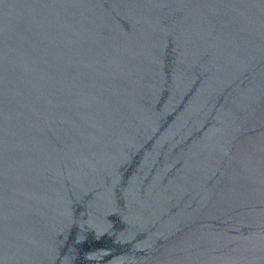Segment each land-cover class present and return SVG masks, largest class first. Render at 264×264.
<instances>
[{"label": "water", "instance_id": "water-1", "mask_svg": "<svg viewBox=\"0 0 264 264\" xmlns=\"http://www.w3.org/2000/svg\"><path fill=\"white\" fill-rule=\"evenodd\" d=\"M0 264H264V0H0Z\"/></svg>", "mask_w": 264, "mask_h": 264}]
</instances>
